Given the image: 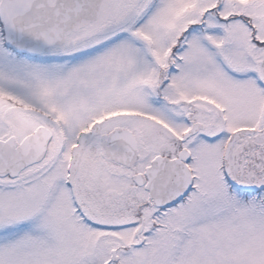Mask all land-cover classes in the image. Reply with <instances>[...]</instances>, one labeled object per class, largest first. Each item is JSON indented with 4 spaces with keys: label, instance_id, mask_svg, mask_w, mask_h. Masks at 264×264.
Listing matches in <instances>:
<instances>
[{
    "label": "snow or ice",
    "instance_id": "6c2138e0",
    "mask_svg": "<svg viewBox=\"0 0 264 264\" xmlns=\"http://www.w3.org/2000/svg\"><path fill=\"white\" fill-rule=\"evenodd\" d=\"M0 264H264V0H0Z\"/></svg>",
    "mask_w": 264,
    "mask_h": 264
}]
</instances>
